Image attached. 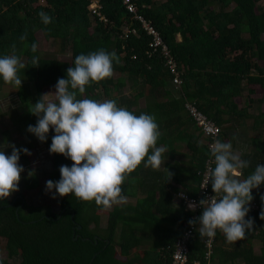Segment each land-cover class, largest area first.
Here are the masks:
<instances>
[{"label": "trees", "instance_id": "trees-1", "mask_svg": "<svg viewBox=\"0 0 264 264\" xmlns=\"http://www.w3.org/2000/svg\"><path fill=\"white\" fill-rule=\"evenodd\" d=\"M135 1L138 12L151 21L184 70L180 98L172 92L161 56L147 54L149 38L141 31L137 37L122 38V27L139 26L120 1L102 2L104 23L90 19L86 0H0V57L11 55L15 45V54L25 64L18 72L22 84L14 93L22 112L10 118L19 132H23L19 128L35 126L37 117L30 113L31 105L47 87L66 78L77 55L103 49L118 58L113 62V75L91 84L78 98L111 99L137 116H154L160 132L156 146L167 149L159 170L145 168L142 162L128 175L121 186L122 195H134L128 187L136 185L144 196L134 205L113 207L105 228L100 226L103 210L72 194L59 197L57 211L26 204L24 191L39 190L40 183L35 172L25 177L24 191L0 200V240L5 242L6 252L0 264H170L173 245L187 230L192 214L182 204L179 209L172 206L173 195L180 190L172 182L195 197L207 157L201 135L184 111L185 101L193 102L219 127L216 140L221 142L237 124L252 117L246 113L253 103L250 95L259 90L257 102L264 103V8L258 5L262 0ZM41 12L51 17L49 24L41 22ZM38 31L57 43L62 54L69 52L70 59L42 58L38 48L33 53L31 46H38ZM22 35L26 36L23 41ZM34 57L39 58V66L32 64ZM0 85H4L2 79ZM252 120L254 135L249 143L253 152L240 157L248 161L241 179L252 174L257 165H264V112ZM53 135L50 129L43 143L36 137L35 142L49 152ZM3 136L6 143L8 134L3 132ZM33 147L32 142L23 146L29 151ZM25 155L20 153L26 159ZM62 165L71 167L72 162L51 154L48 181H59ZM165 168L172 174L170 180ZM263 188L264 184L251 192L252 201L259 205L264 202L260 195ZM260 214L249 210L245 219L253 220V230L234 244L226 243L217 231L210 264H264V218L260 219ZM202 239L194 232L188 243L187 264H204ZM253 240L259 243L257 254L252 250Z\"/></svg>", "mask_w": 264, "mask_h": 264}, {"label": "clouds", "instance_id": "clouds-1", "mask_svg": "<svg viewBox=\"0 0 264 264\" xmlns=\"http://www.w3.org/2000/svg\"><path fill=\"white\" fill-rule=\"evenodd\" d=\"M39 16L44 25L51 22L46 13L41 12ZM20 39L23 41L26 36ZM36 50L33 44L31 51L35 53ZM15 52L13 45L11 55L0 57V79L6 85L20 88L22 79L18 72L25 64ZM114 61L118 62L116 54L103 49L77 55L74 67L67 69L66 78L58 79L55 92L42 95L31 105L30 113L37 117V122L35 126L29 125L27 131L43 143L49 130H54L49 152L43 150L50 157L51 154L62 155L72 162L71 167H60L58 182H46V192L55 189L53 199L72 194L80 202H94L102 210H108L127 201L121 186L142 162L145 168L154 171L165 162L166 147L156 146L160 132L154 116L146 113L137 116L111 99L101 102L78 98L91 84L113 75ZM32 64L39 66V58L34 57ZM6 147L12 151L11 155H5L4 149L0 150V200L4 201L19 190L24 171L18 163L20 153L31 155L27 148ZM210 155L214 159L210 161L205 187L211 183L214 195L201 199L198 205L196 202L187 205L192 211L197 206L202 209L201 215L190 220L189 225H198L201 237L214 238L220 231L226 243L234 244L253 230V220L245 217L253 199L252 190L264 184V165H257L252 174L241 179L248 161L232 151L230 142L215 140L210 146ZM165 170L170 180L172 174ZM33 174L28 173L29 176ZM262 218L264 211L260 214Z\"/></svg>", "mask_w": 264, "mask_h": 264}, {"label": "rangeland", "instance_id": "rangeland-1", "mask_svg": "<svg viewBox=\"0 0 264 264\" xmlns=\"http://www.w3.org/2000/svg\"><path fill=\"white\" fill-rule=\"evenodd\" d=\"M40 4H44L43 1ZM260 7L264 8V0L258 3ZM91 19V18H90ZM92 20V19H91ZM264 38V35L262 36ZM36 39L38 41V51L39 55L42 58H50V59H58L63 61H68L70 59L69 52L66 54H62L60 52V48L57 43L52 40L47 39L44 34L40 31L36 33ZM24 63V59L21 60ZM128 86V85H127ZM16 87L12 85H0V129L2 130V134H0V150L4 149L5 155H11L12 149L10 147H6V145H15L17 149L23 148V146L33 143L34 147L29 151L31 155H25V157H20L18 163L24 168V171L21 173V179L18 184V191L14 192L9 199H12L17 193L24 191V178L29 177L28 169L32 172H35L38 175L40 189L39 190H26L24 191L25 195V203L28 205H36L40 206L44 209L49 208L53 211H57L59 208V196H56L53 199V195H55V189L52 192H46V182L47 175L51 169V157L43 150V147L39 144V142H35V136L29 133L26 128H19L23 132H19L14 123L10 119L11 117L16 118L18 114L22 112L21 108L18 106L16 97H15ZM128 87L124 89V92L127 93ZM55 92V86L47 87L44 90V94ZM260 95L259 90H256V93L253 95ZM257 96L253 97V103L247 107V114L256 115L258 111L264 110V103H259L256 101ZM239 107H243L242 99L236 100ZM102 102V101H101ZM256 113V114H255ZM252 124L251 118H245L243 121L239 123L240 128L236 129L237 134H243L245 132L246 126ZM23 125V124H22ZM3 132L8 134L9 139L7 142H4ZM254 135V133H253ZM239 137V136H237ZM227 140V139H226ZM226 143V142H225ZM260 195L264 197V188L260 190ZM119 206V205H114ZM111 207L108 210H103L101 212V228H105L107 225V219L109 212L113 209ZM4 241L0 240V257L6 258V252L4 250ZM253 248H255V253H258L259 243L256 240L252 242ZM145 247H143L144 249ZM143 249H139L140 254L143 256Z\"/></svg>", "mask_w": 264, "mask_h": 264}, {"label": "built area", "instance_id": "built-area-1", "mask_svg": "<svg viewBox=\"0 0 264 264\" xmlns=\"http://www.w3.org/2000/svg\"><path fill=\"white\" fill-rule=\"evenodd\" d=\"M87 1V9L89 17L92 20L95 18L99 19V21L106 22L104 16L101 15L100 11L102 9V2L104 0H86ZM121 5L125 8L127 13L132 15V19L136 21L139 28L125 26L122 27V38L127 39L130 35L138 36L139 31L143 32L148 38V51L147 54L149 56L154 54H159L163 60L164 68L166 69L168 75L170 76V85L174 95H177V98L182 96L181 92V84H182V76L183 69L179 68L173 54L171 53L168 45L164 43L161 35L153 26L151 21L146 19L142 14L138 12V7L135 0H118ZM184 111L191 119L201 137L204 139V145L207 148V157L204 161L203 168L200 171V182L198 186V192L195 197L189 196L184 192H178L176 197L179 199L180 203L184 206L185 211L192 212L190 216V220H195L198 217V212L202 210L199 206L195 209V211L189 210L187 205L190 202H196L197 205L201 199H205L214 195L212 190L209 187V184L205 187V180L208 168L210 166V161L213 160V157L210 155V146L216 140L220 129L216 126L209 118H207L200 110L196 107L193 102L185 101L184 103ZM212 167V165H211ZM183 194V197L181 196ZM249 209L252 211L262 212L264 209L263 205H256L254 203H250L248 205ZM196 226H188L187 230L183 232L182 237L178 238L174 245L171 254V262L170 264H187L189 248L188 243L193 238L194 232L197 231ZM202 245L204 248L203 260L204 264H210V255L211 249L213 246V238L203 237ZM195 264H200L197 262Z\"/></svg>", "mask_w": 264, "mask_h": 264}, {"label": "crops", "instance_id": "crops-1", "mask_svg": "<svg viewBox=\"0 0 264 264\" xmlns=\"http://www.w3.org/2000/svg\"><path fill=\"white\" fill-rule=\"evenodd\" d=\"M177 40L179 41L180 40V36L177 35ZM256 93V92H255ZM175 97H178L177 95H174ZM254 96H257L256 101H258V99L260 98V95H250L249 98L253 100V97ZM259 112H264V110H261L258 111ZM186 113V112H185ZM246 113H247V109H246ZM256 114V113H255ZM187 115V114H186ZM249 115V114H248ZM257 115V114H256ZM255 115V116H256ZM252 116V115H250ZM254 115L252 117H250L251 119H253ZM252 123H253V120H252ZM241 126H239V124H237L235 126L234 129H232V131L228 134V136L226 138L223 139V142H230L231 145H232V151L239 155L241 157V155L245 152V153H251L253 152L252 151V146L250 145L249 143V139L251 136H253V124L251 125H247L246 126V129H245V132H243V134H237L236 132V129L237 128H240ZM239 136V137H237ZM227 139V140H226ZM200 141L202 143H204V139L202 137H200ZM183 149L182 150H185L184 149V145H182ZM245 149V151H243ZM186 152V151H184ZM241 178V177H240ZM172 185L175 186V187H178L180 190L178 192H186V193H190L191 191L190 190H186V189H183L181 188L178 184H176L175 182H172ZM128 188H130V192H132L134 195L132 196H126L127 197V201L124 203V204H119V206H122V205H134L135 201L138 199V198H141L142 196H144V194L142 193L141 189H139V187H136V185L134 187L132 186H129ZM253 191V190H252ZM177 192V193H178ZM176 193V194H177ZM176 194L173 195V200H172V206H174L176 209H179L181 207V203L179 201V199L176 197ZM251 204L254 203L256 205H259L257 203H255L254 201H251L250 202ZM264 202L260 205H263ZM253 242V241H252ZM252 250H253V253L254 254H257L255 253V248H253V245H252Z\"/></svg>", "mask_w": 264, "mask_h": 264}]
</instances>
